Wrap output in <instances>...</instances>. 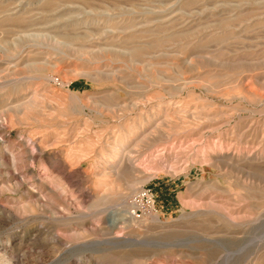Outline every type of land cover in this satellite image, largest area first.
<instances>
[{"label": "rangeland", "instance_id": "374dc122", "mask_svg": "<svg viewBox=\"0 0 264 264\" xmlns=\"http://www.w3.org/2000/svg\"><path fill=\"white\" fill-rule=\"evenodd\" d=\"M0 264H264V0H0Z\"/></svg>", "mask_w": 264, "mask_h": 264}, {"label": "bare ground", "instance_id": "6f19581e", "mask_svg": "<svg viewBox=\"0 0 264 264\" xmlns=\"http://www.w3.org/2000/svg\"><path fill=\"white\" fill-rule=\"evenodd\" d=\"M80 72V71H79ZM83 74V73H82ZM133 138V137H132ZM129 139H130V137H129ZM122 140H124V139H122ZM134 141V140H133ZM121 142V141H120ZM129 142V141H128ZM124 143V142H123ZM127 146V145H126ZM124 148V146H122V149ZM124 151H125V148H124ZM121 153V152H120ZM120 156V155H119ZM119 156H118V158H119ZM125 156L123 155V159L121 160L123 163H124V160L125 159H127V158H125ZM119 159H115L112 163H111V165H112V167H114V165H116L117 163H120L121 162ZM121 162V163H122ZM127 163V162H126ZM119 169V168H118Z\"/></svg>", "mask_w": 264, "mask_h": 264}]
</instances>
